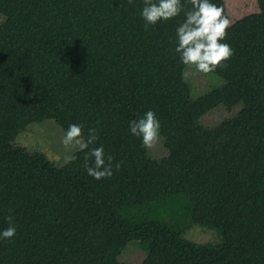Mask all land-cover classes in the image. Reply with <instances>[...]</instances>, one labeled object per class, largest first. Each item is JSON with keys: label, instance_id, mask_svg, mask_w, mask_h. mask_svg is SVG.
Segmentation results:
<instances>
[{"label": "trees", "instance_id": "16d2710c", "mask_svg": "<svg viewBox=\"0 0 264 264\" xmlns=\"http://www.w3.org/2000/svg\"><path fill=\"white\" fill-rule=\"evenodd\" d=\"M226 30L235 50L194 101L175 51L182 12L145 29L143 0H0V264H264V0ZM185 2V6L191 5ZM230 19L225 0H211ZM244 111L215 129L212 111ZM154 110L170 157L152 159L129 125ZM98 130L113 175L97 180L84 152L60 167L17 146L32 124ZM121 163L119 170L115 164ZM219 244L185 238L190 226Z\"/></svg>", "mask_w": 264, "mask_h": 264}, {"label": "clouds", "instance_id": "9594fccd", "mask_svg": "<svg viewBox=\"0 0 264 264\" xmlns=\"http://www.w3.org/2000/svg\"><path fill=\"white\" fill-rule=\"evenodd\" d=\"M191 5L185 6L183 0H143L141 16L145 21V29L160 21H168L184 13L185 19L177 26L178 43L175 51L185 66H194L204 74L214 72L218 67H226L222 63L234 55L230 44L222 42L226 38V30L232 21L223 15V9L211 0H186ZM131 3V0H129ZM190 72L186 69L182 77L187 78ZM133 135L142 138L146 149L153 148L159 140L161 122L154 110L146 111L139 119L131 121L129 125ZM99 139L98 130L89 128L87 134L82 123H72L61 137V143L69 151L65 163L76 159L74 152H84L83 167L87 174L100 180L113 175V160L106 156L103 145L91 147ZM121 163L115 168L119 170ZM14 217L9 216V226L0 232V239L11 240L17 228L13 223Z\"/></svg>", "mask_w": 264, "mask_h": 264}, {"label": "rangeland", "instance_id": "374dc122", "mask_svg": "<svg viewBox=\"0 0 264 264\" xmlns=\"http://www.w3.org/2000/svg\"><path fill=\"white\" fill-rule=\"evenodd\" d=\"M228 5L230 20L232 23L238 20L240 12L244 15L257 11L254 0H225ZM6 22V17L0 14V27ZM190 75L186 78L191 85L194 101H199L202 98L213 93L215 88H221L225 85V81L213 73L204 74L198 72L194 66H189L187 69ZM244 111L243 106H239L234 110H228L226 107H220L202 119V124L208 129H215L225 121L237 117L240 112ZM65 130L60 127L55 121L47 120L40 124H32L27 130L21 132L15 143L17 146L26 148L29 152H39L45 154L51 162L63 167L65 157L69 155V151L65 149L61 143V137ZM79 152H74L76 155ZM149 154L152 159L162 160L170 157V151L166 146V140L160 137L156 145L149 149ZM185 238L200 244H219L222 242V237L218 231L200 226H190L185 234ZM148 258V252L144 250L139 242H132L124 250L119 260L123 264H144Z\"/></svg>", "mask_w": 264, "mask_h": 264}]
</instances>
